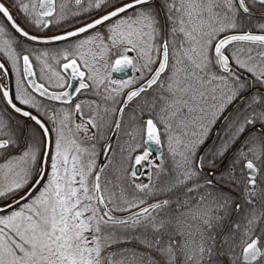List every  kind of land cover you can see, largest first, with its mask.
Here are the masks:
<instances>
[{
  "label": "snow or ice",
  "instance_id": "6c2138e0",
  "mask_svg": "<svg viewBox=\"0 0 264 264\" xmlns=\"http://www.w3.org/2000/svg\"><path fill=\"white\" fill-rule=\"evenodd\" d=\"M0 264H264V0H0Z\"/></svg>",
  "mask_w": 264,
  "mask_h": 264
},
{
  "label": "flooded vegetation",
  "instance_id": "af4514ba",
  "mask_svg": "<svg viewBox=\"0 0 264 264\" xmlns=\"http://www.w3.org/2000/svg\"><path fill=\"white\" fill-rule=\"evenodd\" d=\"M119 75V74H118Z\"/></svg>",
  "mask_w": 264,
  "mask_h": 264
},
{
  "label": "water",
  "instance_id": "95a60500",
  "mask_svg": "<svg viewBox=\"0 0 264 264\" xmlns=\"http://www.w3.org/2000/svg\"><path fill=\"white\" fill-rule=\"evenodd\" d=\"M118 75V74H117Z\"/></svg>",
  "mask_w": 264,
  "mask_h": 264
}]
</instances>
